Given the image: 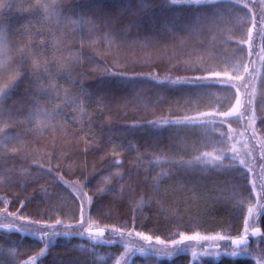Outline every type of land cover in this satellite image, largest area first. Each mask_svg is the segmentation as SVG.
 Listing matches in <instances>:
<instances>
[{"label": "trees", "instance_id": "obj_1", "mask_svg": "<svg viewBox=\"0 0 264 264\" xmlns=\"http://www.w3.org/2000/svg\"><path fill=\"white\" fill-rule=\"evenodd\" d=\"M8 2L12 7L0 10V42L21 74L10 85L11 95L0 100V136L6 132L17 137L12 143L0 142V197L6 201L0 203L4 264H24L32 257H36L35 264H117L125 257L119 235L114 237L116 244L93 246L87 234H77V228L83 227L78 198L82 192L92 198L91 205L85 201V221L91 216V227L107 226L105 238L110 235L108 229L121 225H131L124 239L133 238L127 237V231H140L169 245L180 234L225 236L206 247L205 255L196 261L189 254L165 259L136 254L129 264H258L264 254V59L253 95L251 43L254 40L256 52L264 53L260 39L264 0H220L200 8L173 6L169 0ZM43 4L53 5L59 16L46 20ZM249 32L251 40L241 45V54L236 42ZM37 35L46 43L54 37L56 59L51 50L46 56L36 51ZM34 59L47 64L59 86L48 88L50 98L33 86L31 73L38 70L32 67ZM225 60L248 68L244 81H231L246 85L240 94L245 119L232 124L228 140L233 151H227L224 144L226 137L221 132L229 129L219 123L218 115L199 117L217 122L195 131H176L167 125L154 128L149 123L223 110L232 102L231 94L220 90L223 86L207 90L158 84L151 78L191 79L205 74L204 69L228 67L227 75L220 77L227 79L232 71ZM5 82L0 79V87ZM44 83L47 88L48 82ZM38 98L39 107L55 117L42 130L30 119ZM54 99L58 105L51 102ZM253 109L254 117L249 119ZM234 132L240 137L241 149H234ZM201 142L209 147L202 149ZM212 145L228 156L237 155L247 167L226 163L227 170H217L176 164L164 180L153 179L156 168L148 161L154 156L188 160L194 152L211 151ZM113 146L123 149L119 157L112 155ZM137 154L144 163L137 161ZM117 158L122 161L121 175L132 189H126V183L122 195L115 191L120 188V176L114 175L118 166L112 164ZM130 169L138 174L129 180ZM109 176L110 182L105 179ZM98 187L106 191L98 192ZM141 198L144 204L137 208ZM5 208L27 219L39 218L49 233L60 234L44 236L41 232L43 239H37L23 229L17 231L22 224L33 232L40 226L8 216ZM57 220L61 223L56 224ZM245 220L248 229L258 227L260 235H247V245H232V239L243 235ZM232 251L237 255L226 254Z\"/></svg>", "mask_w": 264, "mask_h": 264}, {"label": "snow or ice", "instance_id": "obj_2", "mask_svg": "<svg viewBox=\"0 0 264 264\" xmlns=\"http://www.w3.org/2000/svg\"><path fill=\"white\" fill-rule=\"evenodd\" d=\"M141 2L143 3V0H141ZM169 2L173 6H188V7L200 8L202 6H211V5L219 4L220 0H169ZM235 2L240 3V0H235ZM244 6L247 7V4H245ZM6 7L10 8L12 7V5L8 2V0H0V10ZM40 7L43 8L46 20L49 18V16H57V17L59 16V13L55 10L53 5L43 4V5H40ZM261 26H262V29H264V16L261 17ZM253 27H255V23H253ZM35 39L39 44V47L36 48V51L40 55L46 56L48 52L51 50L52 58L56 59L55 52L57 51V43L54 37H51L49 42L47 43L43 36L37 35ZM228 39L231 40V37H228ZM260 39H261V43H264V30H262L260 33ZM250 40H251L250 32L245 38L237 40L236 45L241 54H244V49L241 47V45L249 42ZM28 47L31 48L32 45L29 44ZM19 50L22 51V49H19ZM262 51H264V49H262ZM247 55H251V51H249ZM224 63L225 65L230 66L231 71H232V75H229L227 79H222L220 77L222 73L227 75L228 67L222 68L220 71H217L215 69H204L202 71L205 74L195 76L194 78H191V79L190 78H179V77L175 79H171V78L166 77L164 80H158L157 77L155 76L151 78L153 81H156V83L158 84L167 83L171 85H195L197 88L207 89V90H213L217 88V86H223L220 90L224 91L226 94L230 93L231 101H232L228 103V105L223 110H219L218 112L217 111L203 112V113H199L198 116H187L186 115L182 119L178 118V119H164V120L150 121L149 123H151L154 128H159L162 125H167L171 129H174L176 131H185V130L195 131L200 126H203L205 124H215L217 122L214 119L205 120V119H200L199 117H208V116L218 115L219 117L222 118L219 120V123L221 125L227 124L228 129H229V132L227 133L221 132V136L226 137V139L224 140V144L227 147V151H233L231 146L228 145V140H230L231 138L230 133L232 129V124L233 123L240 124L245 119V116L242 115L241 113V109L244 107V104H242V101L239 97L241 94V87H245L246 85H238L236 83H232L231 81H244L243 73H246L248 71V68L246 65H243V64L229 65L228 60H225ZM59 66L61 68L66 67L63 63H59ZM32 67L33 69H38V70H34L31 73V76L34 78L33 86L37 88L39 91H41V93L45 94L44 98H50L46 95L48 92V88L55 90L59 86L53 82V78L47 67V64L43 63L40 60L34 59L32 61ZM20 74H21V70L12 64L10 57L5 55L4 45L2 42H0V79H3L6 81L3 84V86L0 87V100L7 99L11 95V92L9 91L10 85L12 84V82H14L19 77ZM68 75L70 76L71 74L68 73ZM44 81L48 82L47 88L45 87ZM253 95H254V90H253ZM51 102L57 105L59 104L58 99H54ZM248 103H252V101L250 100L248 101ZM262 103H264V101H262ZM35 109L36 111L32 116H30V119H34L36 121L37 128H40L42 130V128L46 126L45 122L51 123V121L55 117L52 114L47 113L45 110L39 107V98L37 99ZM81 111H83V108H81ZM41 117H43V119H41ZM253 117H254V109H253ZM253 117H249V119H252ZM4 127L6 128L7 125H4ZM52 131H55V126L52 127ZM89 131H91L90 128H89ZM0 132H3V128H0ZM84 134L87 135L88 133H84ZM16 139H17L16 136L8 134L6 132L3 134V136H0V142L8 141L9 143H12ZM4 147H7V145H4ZM207 147H209L208 144L201 142L202 149L207 148ZM211 148H212L211 151L201 150L199 152H194V154L192 155V158L188 160L183 159V157H180L179 159H177L176 157H169L168 155L154 156L150 161H148V163L154 165L156 168L153 179H155L157 182L164 180L166 177L170 175V167L176 164L182 165L186 168H192L195 165H202V166L211 167L217 170L219 169L227 170L226 163L232 164L233 167H235L236 165L247 167V165L245 164V161L243 159H238L237 155L233 154L231 156H228L226 151H221L217 149L215 145H212ZM12 150L16 151L15 148H13ZM122 150L123 149H118L115 146H113L111 150L112 155L115 157H119L120 152ZM85 151H87V149H85ZM137 161L139 163H144L143 158L139 156V154H137ZM112 164L114 166H118L114 175L120 176V180H119L120 188L115 191L117 195H122L125 190L124 185L128 183V181H126L121 175L122 170H123L122 161L119 158H117L112 161ZM39 167L42 169L44 168V165L40 164ZM251 170L252 169H249V171ZM51 171L52 169L49 167L48 172H51ZM145 171H147V168L145 169ZM261 171L264 172V166H262ZM136 174H138V170L130 169L128 172L129 180L133 175H136ZM105 179L108 182H110L111 177L110 176L105 177ZM147 179L148 177L146 176L145 180ZM61 180H62V177H61ZM261 187L264 188V185H261ZM108 190L111 191V189H108ZM128 190L129 191L132 190L130 185H129ZM97 191L103 193L104 191H106V189L103 187H98ZM78 198L81 200L79 224L83 225V227L77 228V234H79L82 237L85 236V234H87L88 238L93 242V246L95 244H109V243L116 244L117 240L114 239V237H116L117 235L120 236L121 240L125 238V229L130 228L131 225H127V226L121 225L120 227H112L111 229H108L110 231V235L107 238H105V231L107 229V226L98 227L95 231H93L91 227L92 222H93L91 216L88 217L87 222L85 221V216H84L85 201L88 205H91L92 198L87 197V194L83 192ZM0 203H6L4 198L0 197ZM143 204H144V200L141 198V200L137 202L136 207L140 208L143 206ZM23 206H24L23 203H21L20 207H23ZM5 212L7 213L8 216H14L15 219L17 220L24 221L27 219L22 214L17 215L14 212H7L6 208H5ZM248 213L249 215H251L252 210L248 209ZM132 219L134 221V217ZM27 223L39 225L40 227L36 229L35 232H33L31 228H27L24 224H22L20 226V229H17V231L23 229L26 233L36 235L37 239H43V237L40 235L41 232L44 233V236L60 234L57 232L49 233L47 231L48 226L43 225L42 221L39 218L27 219ZM60 223H61L60 220L56 221V224H60ZM247 233H248V221L245 220L244 228H243V235L240 236L239 238L232 239L231 244L236 245V246L247 245L248 243ZM63 234L68 235L69 233L64 232ZM133 234L136 237H139L143 241L151 242L153 239L152 236L145 235L143 232H140V231L133 232L129 230L126 232L127 237H132ZM252 235L253 236L260 235V229L258 227L254 228ZM200 238L201 237L199 233H196L193 235L180 234L179 239L172 240V244L174 246L182 245L184 244L185 241H196ZM212 238L214 239L215 237H212ZM203 239H209V237L205 236L203 237ZM220 239L221 240L225 239V236H220ZM155 243L157 245H164L165 248L167 247L166 241L159 239V237L156 238ZM43 247L47 248V244L45 243ZM124 248L126 250L125 255H127V252L130 251V249H128L127 243L124 244ZM186 250L187 248L177 249V251L179 252H183ZM244 250L247 251V248H245ZM9 251L12 255H15L14 249H10ZM138 251L141 253V255L145 254L143 248L138 249ZM154 251L159 254L161 253L162 250L158 248H154ZM226 254L231 255V256L237 255L235 251H232ZM2 255H3V251H2V248H0V264H4ZM43 255H45V253L42 252L41 256ZM164 255L171 258L173 256V253L166 252L164 253ZM192 256L193 257L196 256V251L194 248L192 249ZM99 259L103 260L105 259V257L100 256ZM123 259L124 257H121V260ZM35 261H36V257H32L31 261H25L24 264H35ZM117 264H119V262H117ZM258 264H264V254H262L261 261L258 262Z\"/></svg>", "mask_w": 264, "mask_h": 264}, {"label": "rangeland", "instance_id": "obj_3", "mask_svg": "<svg viewBox=\"0 0 264 264\" xmlns=\"http://www.w3.org/2000/svg\"><path fill=\"white\" fill-rule=\"evenodd\" d=\"M252 38H253V35H252ZM251 48H253L252 50H253V54L255 56L254 59L251 61L252 67L255 70V74L252 77V82L254 84L253 85V90H255V86H256L255 82L257 80V77L260 75V68H261L262 63H263L264 53L256 52L254 40H252ZM240 82H242V81H240ZM122 106H124V105H122ZM252 117H253V113H252ZM236 135H237V133L234 132V140L237 139L235 141V143L233 144L234 149H241L242 146H241V143H240L241 142L240 137H235ZM83 166H84V164H83ZM172 180L175 183H177V180H175L174 178H172ZM129 185H130L129 183L126 184V189H129ZM116 201H117V197H116ZM116 201H115V203H116ZM115 203H114V205H115ZM11 228H13V227H11ZM97 228L98 227L92 226L93 230H96ZM254 228H256V227L248 229V233H247L248 236L252 234ZM200 237L201 238L196 240V241H185L184 244H182V245H175L174 246L173 244H171V245L167 244V247L165 248L164 245H157L155 243V239H154V241L152 240L151 242L143 241L139 237H136L133 234V238H131V239L126 238L124 240H119V242H122L123 245L125 243H127L128 249H130V251L127 252L128 255H126L123 260H119L118 262H119V264H129L131 262V260H132L131 259L132 256H134L136 254H141L138 251V249H140V248L144 249V252H145L144 255H151V256H156V257L165 259V258H169V257L164 255V253L172 252L173 253L172 257L178 256V255H181V254H189L191 256L192 261H196L197 258L202 257V256L205 255L204 250H207L206 247L213 246L218 241L221 240V239H219L217 237H215L213 239L212 237H214V236H207V237H209V239H203V237H205V236H200ZM116 240H118V239H116ZM154 248L161 249L162 250L161 253H159V254L156 253L154 251ZM179 248H187V250L183 251V252H179V251H177V249H179ZM193 248L196 251V256L195 257L192 256V249ZM212 255H215V254H212Z\"/></svg>", "mask_w": 264, "mask_h": 264}, {"label": "water", "instance_id": "obj_4", "mask_svg": "<svg viewBox=\"0 0 264 264\" xmlns=\"http://www.w3.org/2000/svg\"><path fill=\"white\" fill-rule=\"evenodd\" d=\"M93 231H95V230H93ZM253 233V232H252ZM252 235V234H251ZM253 236V235H252ZM258 236V235H257ZM257 236H253V237H257Z\"/></svg>", "mask_w": 264, "mask_h": 264}]
</instances>
